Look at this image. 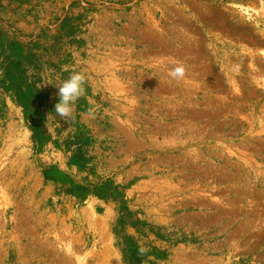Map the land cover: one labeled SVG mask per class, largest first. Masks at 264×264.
Here are the masks:
<instances>
[{"label": "rangeland", "instance_id": "rangeland-1", "mask_svg": "<svg viewBox=\"0 0 264 264\" xmlns=\"http://www.w3.org/2000/svg\"><path fill=\"white\" fill-rule=\"evenodd\" d=\"M0 264H264V0H0Z\"/></svg>", "mask_w": 264, "mask_h": 264}, {"label": "clouds", "instance_id": "clouds-1", "mask_svg": "<svg viewBox=\"0 0 264 264\" xmlns=\"http://www.w3.org/2000/svg\"><path fill=\"white\" fill-rule=\"evenodd\" d=\"M237 70H239V66L237 65ZM187 68L182 62H173V66L170 68L168 75L177 81H182L187 77ZM86 76L80 72H72L59 85L58 87V97L59 102L55 104V114L59 116L62 120L75 121V105L80 98L85 96L86 94ZM87 116L89 118H94L95 113L93 110H89L87 112ZM143 253V249H141Z\"/></svg>", "mask_w": 264, "mask_h": 264}]
</instances>
